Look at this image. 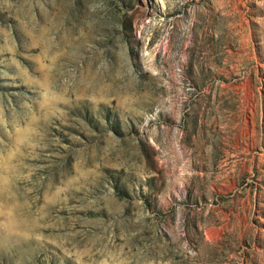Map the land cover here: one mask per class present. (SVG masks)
<instances>
[{
	"label": "rangeland",
	"instance_id": "374dc122",
	"mask_svg": "<svg viewBox=\"0 0 264 264\" xmlns=\"http://www.w3.org/2000/svg\"><path fill=\"white\" fill-rule=\"evenodd\" d=\"M0 264H264V0H0Z\"/></svg>",
	"mask_w": 264,
	"mask_h": 264
}]
</instances>
